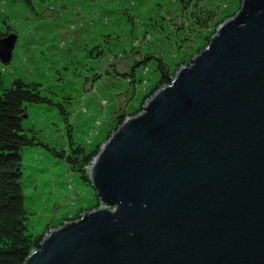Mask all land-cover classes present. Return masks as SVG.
I'll return each mask as SVG.
<instances>
[{
	"label": "water",
	"instance_id": "1",
	"mask_svg": "<svg viewBox=\"0 0 264 264\" xmlns=\"http://www.w3.org/2000/svg\"><path fill=\"white\" fill-rule=\"evenodd\" d=\"M14 42L0 36L3 64ZM87 181L100 205L22 264H264V0L108 135Z\"/></svg>",
	"mask_w": 264,
	"mask_h": 264
},
{
	"label": "rangeland",
	"instance_id": "2",
	"mask_svg": "<svg viewBox=\"0 0 264 264\" xmlns=\"http://www.w3.org/2000/svg\"><path fill=\"white\" fill-rule=\"evenodd\" d=\"M188 1L0 0V34L15 35L9 61H0V85L20 78L55 102L67 101L65 120L53 106L26 104L24 128L41 143L20 155L29 232L44 235L100 205L88 181L48 149L69 156L73 146L98 150L159 86L155 64L131 69L134 60L157 57L170 80L238 13L242 0H191L193 8ZM211 11L204 28L185 21ZM84 175L87 180V170Z\"/></svg>",
	"mask_w": 264,
	"mask_h": 264
},
{
	"label": "trees",
	"instance_id": "3",
	"mask_svg": "<svg viewBox=\"0 0 264 264\" xmlns=\"http://www.w3.org/2000/svg\"><path fill=\"white\" fill-rule=\"evenodd\" d=\"M190 2L187 3L189 8L192 5ZM202 15L200 19L192 14L186 18L183 16L182 19H187L184 20L188 24L192 21L194 25L204 28L212 21L215 14L211 11L204 12ZM140 58L142 59H138L139 61L134 60V65L130 66L131 69L135 66H145L152 61L159 74L157 89L168 82L166 65L160 59L153 55ZM128 77L131 81L133 80V75L129 74ZM63 103L67 101L58 103L53 98L42 94V90L34 82L14 78L7 86L0 85V264H22L30 250L36 248L43 237L41 234L37 235L28 231L29 214L23 205L21 150L26 146L41 144L24 128L26 104L53 106L65 120L66 112ZM120 123L121 121L118 125ZM44 146L47 148L46 145ZM48 150L56 158L64 160L71 170L79 174L82 181L87 182L84 174L96 155L97 149L86 153L81 147L73 146L69 151L73 156L61 150L50 148Z\"/></svg>",
	"mask_w": 264,
	"mask_h": 264
},
{
	"label": "flooded vegetation",
	"instance_id": "4",
	"mask_svg": "<svg viewBox=\"0 0 264 264\" xmlns=\"http://www.w3.org/2000/svg\"><path fill=\"white\" fill-rule=\"evenodd\" d=\"M3 35H5V33H1V34H0V36H3Z\"/></svg>",
	"mask_w": 264,
	"mask_h": 264
}]
</instances>
